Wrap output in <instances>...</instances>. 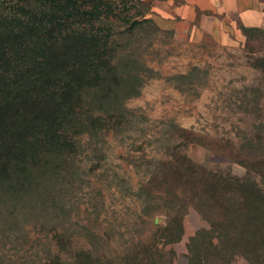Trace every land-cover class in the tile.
<instances>
[{"label":"trees","instance_id":"1","mask_svg":"<svg viewBox=\"0 0 264 264\" xmlns=\"http://www.w3.org/2000/svg\"><path fill=\"white\" fill-rule=\"evenodd\" d=\"M134 1L118 0L120 11L132 8ZM122 13L108 0H24L19 15L0 16L3 222L45 211L54 214L51 206L74 176L84 140L98 143L126 123L125 102L139 90L121 61L125 50L107 24ZM126 15L122 18L129 35L152 21L141 11ZM246 149L258 151L252 158L260 166L241 175L220 169L200 173L195 164L186 171L183 161L172 159L169 165L176 171L158 177L165 180L158 182L163 189H150L152 182H147L149 187L143 184L134 192L145 229L130 243L123 227L115 224H106L105 230L81 224V238L56 228L45 239L48 255L38 257L36 264H165L158 255L159 241L166 234L181 239L189 207L205 222L191 237L199 242L190 250L191 264H234L237 255L248 264H260L264 141ZM157 216L164 220L156 223ZM7 260L0 257V264H9Z\"/></svg>","mask_w":264,"mask_h":264},{"label":"rangeland","instance_id":"2","mask_svg":"<svg viewBox=\"0 0 264 264\" xmlns=\"http://www.w3.org/2000/svg\"><path fill=\"white\" fill-rule=\"evenodd\" d=\"M23 1L0 0V16L19 15ZM108 2L115 12H123L105 22L112 24L114 38L125 50L121 61L135 77L139 94L125 102L129 114L120 131L98 143L84 140L74 176L51 206L54 214H26L9 223L0 218V257L9 264H36L38 257H46L45 239L56 228L81 238V224L100 230L115 224L123 227L130 243L145 229L134 192L143 184L149 187L147 182H152L150 189H163L158 182L165 180L158 177L176 171L169 165L172 159L183 161L186 171L195 164L200 173L220 169L241 175L259 169L252 158L258 151L246 145L264 141V24L239 29L231 45L181 38L153 21L129 35L123 14L140 12L145 4L136 0L120 11L118 0ZM186 211L181 239L166 234L159 241L158 255L165 264L192 262L190 250L199 242L191 237L205 222L193 208ZM163 220L155 218L156 223ZM257 260L264 264V256ZM234 264L248 263L237 255Z\"/></svg>","mask_w":264,"mask_h":264},{"label":"crops","instance_id":"3","mask_svg":"<svg viewBox=\"0 0 264 264\" xmlns=\"http://www.w3.org/2000/svg\"><path fill=\"white\" fill-rule=\"evenodd\" d=\"M139 1L145 4L143 17L181 38L231 45L239 29H256L264 24L261 0Z\"/></svg>","mask_w":264,"mask_h":264}]
</instances>
